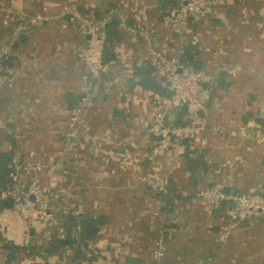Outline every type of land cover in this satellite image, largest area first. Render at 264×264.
I'll return each mask as SVG.
<instances>
[{
	"label": "crops",
	"instance_id": "crops-1",
	"mask_svg": "<svg viewBox=\"0 0 264 264\" xmlns=\"http://www.w3.org/2000/svg\"><path fill=\"white\" fill-rule=\"evenodd\" d=\"M160 3L0 0V52L6 54L0 58V150L13 154L14 165H59L38 174L53 211L102 216L98 235L82 249L90 260L81 264H153L158 234L163 264H264V216L247 213L228 228L231 208L216 216L196 195L208 185L223 184L230 194L234 187L264 185V0H212L202 16L181 21V39L162 24ZM107 9L116 10L117 37L108 41L105 72L68 147L71 109L86 87L76 55L85 39L71 15L99 19ZM35 16L48 20L13 34L14 26ZM148 40L159 52L171 51L169 44L177 50L183 41L199 51L196 68L205 74L203 95L210 102L196 122L206 128L189 139L205 151L195 182L182 148L177 152L149 131L157 95L128 82L136 66L152 62ZM20 171L24 185L29 175ZM163 177L180 191L168 212L143 183ZM12 210H0V264H67L71 252L31 255L30 245L48 246L52 225L27 230ZM25 233L29 247L12 249L23 246Z\"/></svg>",
	"mask_w": 264,
	"mask_h": 264
},
{
	"label": "built area",
	"instance_id": "built-area-1",
	"mask_svg": "<svg viewBox=\"0 0 264 264\" xmlns=\"http://www.w3.org/2000/svg\"><path fill=\"white\" fill-rule=\"evenodd\" d=\"M172 4L165 9L161 22L165 26H173L178 32L179 24L184 18H196L202 16L212 0H171ZM116 13L115 9H107L101 18L96 19L91 14L74 11L72 19L77 22V33L84 37V42L78 47L76 55L84 68L83 80L85 81V93L80 103L74 105L71 109L69 123L64 134V145L71 146L76 136V128L83 116L88 113L90 108L91 95L94 92L95 81L105 72L103 53L107 41L103 25L110 21ZM48 18L35 16L28 19L27 23L14 26L13 34L15 36L22 33L29 25H35L40 21H46ZM147 51L152 57L154 73L161 76L162 87L168 94L157 95L153 98L154 119L150 124L149 131L157 134L179 152V142L189 140L204 130L205 123L198 120V113L204 111L205 106L200 97L202 82L206 78L205 74L192 68L183 69L176 56H169L156 51L152 43L147 41ZM6 55L0 52V58ZM1 60V59H0ZM185 104L183 124L171 126L168 123L167 116L171 110L176 107H182ZM59 165L51 162L27 163L23 166L13 165V171L9 174L12 194V208L19 217L26 223L38 222L41 224H52L55 220V213L45 198L46 189L39 186V172L47 168L52 170ZM28 173V181L22 185L20 181L21 171ZM143 183L152 191H159L166 185V178H143ZM223 184H217L210 188L199 190L197 197L206 202L211 208H216L221 201L232 203L228 211V228H232L234 222H237L244 213L253 216H264V194H239L232 193L225 195L222 192ZM23 247H29L28 234H24ZM164 242L161 234L155 239L154 248L151 252L153 264H163ZM65 254H69L65 251ZM65 254L63 256L65 257Z\"/></svg>",
	"mask_w": 264,
	"mask_h": 264
},
{
	"label": "trees",
	"instance_id": "trees-1",
	"mask_svg": "<svg viewBox=\"0 0 264 264\" xmlns=\"http://www.w3.org/2000/svg\"><path fill=\"white\" fill-rule=\"evenodd\" d=\"M161 1V12L163 16L166 12V7L172 4L171 0H160ZM80 11H84L83 9H78ZM95 14V13H94ZM98 13L95 14L97 16ZM117 21L115 18L110 19L108 21V27L104 30L106 36V47L104 49L103 58L104 63H107L110 58L108 52V41L117 37ZM173 30L175 37L181 36L175 30V27L169 26ZM178 38V39H179ZM108 47V48H107ZM171 49L169 52H162L169 56H176L178 62L183 66V69L192 68L194 70H199L200 68H196V64L199 62V51L197 47L188 42H182L181 46L177 50H173L175 47L174 44L168 45ZM106 53L107 56L106 57ZM108 58V59H107ZM162 77L158 74L154 73V67L151 61L146 60L144 64L136 66L132 72V76L128 79L129 83L138 84L146 90H150L154 95H167V90L162 87L161 81ZM203 80L202 87L200 90V97L204 104H209V98L205 97L203 94ZM183 115L184 109L182 107L173 108L167 116L168 123L171 126L182 125L183 124ZM180 148H182V152L180 153L181 158L185 162L186 170L191 174L192 182H195L197 178L194 175L201 176L200 172L204 169V148H199L194 146L190 140H182L179 142ZM13 154L10 151L0 150V210L4 212L8 210H12L10 207V200L12 199L11 194V183L9 179V174L13 171ZM213 186L208 185L206 188H210ZM152 191V190H151ZM7 192V196H4L3 193ZM233 193H245V194H264V185L257 186H245L242 189L234 187L232 188ZM152 195L155 199L161 202V208L164 212L170 211L173 203L179 199L180 191L176 182L170 178H166V185L162 190L152 191ZM232 207V203L229 201H221L216 208H212L216 216H219L226 209H230ZM56 208L55 220L52 224H41L38 222H30L26 223L22 220L17 212L13 209L11 214L19 217L21 222V227L29 230H39L46 225H52V231L50 234V242L48 246H40V245H30L29 253L34 257H45L48 258L52 255H60L63 251L71 252V255L68 258L67 264H81L82 260H90L84 256L82 249L87 247V240L94 238L98 235L100 231L101 225L103 223V218L100 215H85L81 212H73L71 210L64 211ZM246 213L242 214L244 216ZM11 248H15L16 250L23 249V246L19 243L11 244ZM65 248V250H64ZM11 249V250H12ZM14 251V250H12ZM13 252L8 253L9 259L12 257ZM55 255V256H56ZM60 258V256L58 257Z\"/></svg>",
	"mask_w": 264,
	"mask_h": 264
},
{
	"label": "water",
	"instance_id": "water-1",
	"mask_svg": "<svg viewBox=\"0 0 264 264\" xmlns=\"http://www.w3.org/2000/svg\"><path fill=\"white\" fill-rule=\"evenodd\" d=\"M104 26H106V23L104 24ZM182 108L185 109V104L182 105ZM201 113H202V111H200L198 114L200 115ZM222 192H223L225 195H227V194L229 193V188L225 186V187L222 189Z\"/></svg>",
	"mask_w": 264,
	"mask_h": 264
}]
</instances>
